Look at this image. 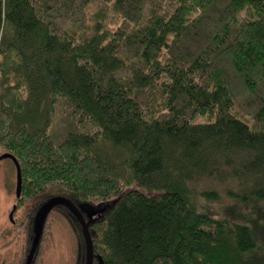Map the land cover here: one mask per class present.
Segmentation results:
<instances>
[{"label":"trees","instance_id":"trees-1","mask_svg":"<svg viewBox=\"0 0 264 264\" xmlns=\"http://www.w3.org/2000/svg\"><path fill=\"white\" fill-rule=\"evenodd\" d=\"M0 148L94 264H264V0H0Z\"/></svg>","mask_w":264,"mask_h":264},{"label":"rangeland","instance_id":"rangeland-1","mask_svg":"<svg viewBox=\"0 0 264 264\" xmlns=\"http://www.w3.org/2000/svg\"><path fill=\"white\" fill-rule=\"evenodd\" d=\"M3 154L4 150L0 148V157ZM16 183L17 170L14 162L9 158L0 159V264H17L21 261L22 256L26 257L29 244L34 237L30 221L32 214L35 215L32 211L39 197L24 198L13 214L12 222L10 214L17 204ZM206 210L217 217L226 216L231 211L233 214L246 213L238 203L226 198L220 202L207 204ZM87 213L88 211L85 214L82 212L86 221L92 217V214ZM37 248L39 252L35 264L86 263L83 227L68 207L58 205L49 213Z\"/></svg>","mask_w":264,"mask_h":264},{"label":"water","instance_id":"water-1","mask_svg":"<svg viewBox=\"0 0 264 264\" xmlns=\"http://www.w3.org/2000/svg\"><path fill=\"white\" fill-rule=\"evenodd\" d=\"M6 158L11 159L16 166V170H17L16 196H17V198H20L21 191H22V173H21L20 164L16 160V158L14 156H12L11 154L5 153L0 157V159H6ZM58 205H64V206L68 207L73 212V214L77 218L80 225L83 227V237H84L85 249H86V263L85 264H94L95 254H94V248H93V242H92L91 234L89 231V225H90L91 221H93L92 218H90V220L86 221L84 215L82 214L81 210L78 207H76L74 204H71L68 201H66L65 199L60 198V197H54V198L49 199L39 209L40 212H38V215L36 217V219L38 220V225L36 228L35 238H34V241L32 244V249H31V253L29 254L28 260H30L33 257V255L37 249L36 247H38V245L40 243L46 217ZM16 209H17V205L14 206L13 211L10 214V218H11L12 222H14L13 221V214L16 211Z\"/></svg>","mask_w":264,"mask_h":264},{"label":"flooded vegetation","instance_id":"flooded-vegetation-1","mask_svg":"<svg viewBox=\"0 0 264 264\" xmlns=\"http://www.w3.org/2000/svg\"><path fill=\"white\" fill-rule=\"evenodd\" d=\"M36 217H37V215L32 214V220L30 221V223L32 224L31 225L32 226V233L34 234V237L31 239L30 250L32 249V244H33V241L35 238L36 228L38 225V221H37ZM28 258H29V254H27L26 257H24V258L22 256L21 261H19L17 264H28V262H29Z\"/></svg>","mask_w":264,"mask_h":264}]
</instances>
